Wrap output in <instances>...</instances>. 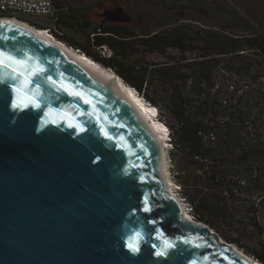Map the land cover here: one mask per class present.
I'll return each mask as SVG.
<instances>
[{
	"label": "water",
	"instance_id": "95a60500",
	"mask_svg": "<svg viewBox=\"0 0 264 264\" xmlns=\"http://www.w3.org/2000/svg\"><path fill=\"white\" fill-rule=\"evenodd\" d=\"M117 11L104 15L132 20ZM0 51L47 69L26 87L0 68V264H252L207 224L185 219L148 128L113 89L11 23H0Z\"/></svg>",
	"mask_w": 264,
	"mask_h": 264
},
{
	"label": "trees",
	"instance_id": "16d2710c",
	"mask_svg": "<svg viewBox=\"0 0 264 264\" xmlns=\"http://www.w3.org/2000/svg\"><path fill=\"white\" fill-rule=\"evenodd\" d=\"M52 1L60 41L168 114L155 118L170 130L173 157L197 170L175 174L195 220L264 263V0H137L144 11L129 22L86 15L104 0ZM218 69L250 82H221Z\"/></svg>",
	"mask_w": 264,
	"mask_h": 264
},
{
	"label": "bare ground",
	"instance_id": "6f19581e",
	"mask_svg": "<svg viewBox=\"0 0 264 264\" xmlns=\"http://www.w3.org/2000/svg\"><path fill=\"white\" fill-rule=\"evenodd\" d=\"M11 23L27 31H30L33 35L39 39L54 45L56 48L60 49L72 59L83 65L86 69L92 72L96 77H98L105 85L113 89L120 97H122L137 113L140 119L144 122L145 126L148 128L150 135L154 139L159 153L158 169L160 176L166 182V187L169 193L176 197L180 201L183 215L185 219L190 222H194L191 213L187 209V205L183 199H181L178 194L174 191L171 180L168 175L167 169V145L168 141V131L164 124L158 121L156 117L157 109L154 111V107L147 102L141 95L136 92V89L130 84L126 83L114 70L102 66L99 62L95 61L91 57L87 56L83 52H79L71 46L63 43L59 39L53 37L46 31L32 26L30 23L23 21L14 16H4L0 18V23ZM163 126V127H162ZM165 128V129H164ZM164 131H166V137H164ZM168 141V143H167ZM244 256L242 252H240ZM252 264H259L260 262L254 257H248Z\"/></svg>",
	"mask_w": 264,
	"mask_h": 264
},
{
	"label": "rangeland",
	"instance_id": "374dc122",
	"mask_svg": "<svg viewBox=\"0 0 264 264\" xmlns=\"http://www.w3.org/2000/svg\"><path fill=\"white\" fill-rule=\"evenodd\" d=\"M127 0H104L103 1V4L101 5H98L97 2H94L92 7L86 11V15L88 17H90L92 20H103L105 18V11L110 9V10H114L115 12H118L117 11V8L118 7H123V9L132 17V20L134 21L138 15L141 14L142 11H144L143 9L142 10H139L137 8V0H129V3L130 5L132 6V8L134 6H136L135 10H131L129 9V7L127 6L128 4H126ZM143 8V7H142ZM137 9L140 11H137ZM17 18L23 20V21H26L28 23H30L31 21L27 18V16L25 15H21V14H18V15H15ZM22 17V18H21ZM150 17L148 16H145L144 18L142 17L143 20H148ZM31 24V23H30ZM169 53L172 54V55H180L179 53V50L178 49H170L169 50ZM188 54H192V52L190 50H188ZM150 58L152 59H157V60H164L166 59L167 57L164 56V55H161L159 53H155V54H152L150 56ZM101 64V63H100ZM102 65V64H101ZM104 66V65H102ZM105 67V66H104ZM107 68V67H106ZM257 69V68H256ZM217 75L219 76V79H221V82H226L227 83H230L232 81V78L231 76L233 77V79L236 77V78H239L241 79L242 81L244 82H250V80L248 79V75L243 73V74H231V73H227L223 70H220L218 69L217 71ZM247 87V86H246ZM248 90H251V88H247ZM242 91V90H241ZM138 92V91H137ZM139 94V92H138ZM157 113H158V118L160 120L163 121V119L160 118V114L164 116V118L168 119V114L166 112H160L158 109H157ZM161 121V122H162ZM164 122V121H163ZM162 122V124H163ZM165 123V122H164ZM163 127V126H162ZM165 129V128H164ZM164 137H166V131H164ZM168 143V141H167ZM171 142L169 141L168 144H170ZM171 147L170 148H167L168 151H167V169H168V175H169V178L171 180V183H172V186H173V189L174 191L178 194L179 197H181L182 199H184L186 205L188 206V210L189 212L191 213L192 217L194 218V215L192 213L191 210V206L190 204L188 203V201L183 197L182 193H181V182L180 180L181 179H178L175 177V174H176V171L178 170H182L183 174H185V176L182 178L183 180H186L187 178H189V176L187 174H191V175H194L193 173H196L197 170L195 171V169L190 165V162L188 159L186 158H183L181 156H176V158L173 157V153H172V149H173V146L172 144L170 145ZM174 183L176 184V186L179 188V189H175L174 188ZM195 219V218H194Z\"/></svg>",
	"mask_w": 264,
	"mask_h": 264
},
{
	"label": "snow or ice",
	"instance_id": "6c2138e0",
	"mask_svg": "<svg viewBox=\"0 0 264 264\" xmlns=\"http://www.w3.org/2000/svg\"><path fill=\"white\" fill-rule=\"evenodd\" d=\"M0 68H6L9 69L11 72L15 73L14 76L10 77V79H17V78H23L24 85L31 86L33 83V77H36L40 75L41 73H44L47 71L44 67H42L38 61L34 62V58L31 56H16V55H11L9 53H6L4 51H0ZM49 80H51V77H48ZM53 84L56 83V81H52ZM14 91L17 93H21L22 89L19 87H16L13 85ZM61 88H63L65 91H68L70 95L73 96H78L84 98L85 103L91 104L92 101L87 99L86 97H83V93L75 91L70 89L69 86L61 84ZM35 90L37 93L40 92V85L37 84L35 86ZM30 100H32L35 103L36 107H39L40 104L38 101H36L35 96L29 97ZM22 103L17 102L13 105L14 108H21ZM24 107H27V104H23ZM70 127H77L78 125L76 124H70ZM81 131H83V128H81ZM108 139H112L111 136H108L107 133H105ZM144 211H151L150 207H145ZM169 247H174V245H169ZM129 248L133 252H138L139 248L134 245V244H129ZM165 252H157L156 255L158 256H163L165 255Z\"/></svg>",
	"mask_w": 264,
	"mask_h": 264
},
{
	"label": "built area",
	"instance_id": "2783aa9c",
	"mask_svg": "<svg viewBox=\"0 0 264 264\" xmlns=\"http://www.w3.org/2000/svg\"><path fill=\"white\" fill-rule=\"evenodd\" d=\"M18 14L27 16L32 26L42 29L59 39L57 35V32H60L57 24L58 17L52 0H0V18L4 16L16 17L15 15ZM76 50L81 52L80 49ZM103 51L104 53L109 52L106 46L103 47ZM169 138L172 143L171 134ZM259 264L264 263L260 262Z\"/></svg>",
	"mask_w": 264,
	"mask_h": 264
},
{
	"label": "crops",
	"instance_id": "0c3cea01",
	"mask_svg": "<svg viewBox=\"0 0 264 264\" xmlns=\"http://www.w3.org/2000/svg\"><path fill=\"white\" fill-rule=\"evenodd\" d=\"M74 48V47H73ZM75 49V48H74Z\"/></svg>",
	"mask_w": 264,
	"mask_h": 264
}]
</instances>
